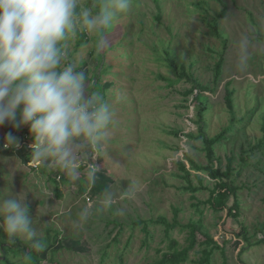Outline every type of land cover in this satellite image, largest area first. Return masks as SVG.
Returning a JSON list of instances; mask_svg holds the SVG:
<instances>
[{
  "label": "rangeland",
  "instance_id": "1",
  "mask_svg": "<svg viewBox=\"0 0 264 264\" xmlns=\"http://www.w3.org/2000/svg\"><path fill=\"white\" fill-rule=\"evenodd\" d=\"M101 2L81 0L83 7ZM214 21L221 36L214 34ZM101 36L105 43L98 52ZM63 48L65 62L85 71L88 90L111 105L114 123L105 151L79 148L78 179L69 185L58 179L63 170L58 163L35 168L26 160L32 142L23 130L29 125L0 126V198L24 195L38 235L50 236L39 264H156L163 252L189 244L191 221L223 246L215 248L210 264H242L243 246L245 264H264V0H130L106 32L70 35ZM228 81L234 113L225 100ZM196 92L207 104L203 129ZM232 117L233 131L214 144L220 167L231 162L238 187L239 213L226 220V209L215 211L198 200L209 196L216 181L204 167L209 161L203 136L216 135ZM9 132L18 138L16 147H4ZM92 165L99 169L94 182L88 176ZM190 183L203 187L185 189ZM132 185L137 194L129 199L125 192ZM108 191L125 215L94 211L81 222V211L98 207ZM162 216L175 222L168 231L158 221ZM2 223L0 217V230ZM243 229L245 234L237 233ZM203 240L197 231L195 247L180 264L198 263ZM24 252L8 253L22 260Z\"/></svg>",
  "mask_w": 264,
  "mask_h": 264
},
{
  "label": "clouds",
  "instance_id": "2",
  "mask_svg": "<svg viewBox=\"0 0 264 264\" xmlns=\"http://www.w3.org/2000/svg\"><path fill=\"white\" fill-rule=\"evenodd\" d=\"M129 6L130 0H102L88 7L81 0H0V126L29 125L34 159L67 167L79 159L81 146L105 151L113 109L100 92L88 90L85 71L65 62L63 42L80 32H106ZM104 43L101 36L98 52ZM247 46L245 38L240 43L242 61ZM17 145L18 138L7 133L4 147ZM70 171L78 179L77 170ZM98 172L95 165L89 167L91 181ZM136 194L134 185L125 192L129 199ZM116 203V194L108 191L98 207L81 211L80 221L86 223L94 211L114 209L125 215V208H114ZM0 217L9 242L23 240L31 249L44 251L24 195L0 198ZM23 259L31 264L32 256L26 253Z\"/></svg>",
  "mask_w": 264,
  "mask_h": 264
},
{
  "label": "trees",
  "instance_id": "3",
  "mask_svg": "<svg viewBox=\"0 0 264 264\" xmlns=\"http://www.w3.org/2000/svg\"><path fill=\"white\" fill-rule=\"evenodd\" d=\"M158 17L160 16L158 15ZM212 27L214 30V34L221 36L217 21H214L212 23ZM222 63H223V58L221 57L214 65L215 79H217L221 74ZM229 84L230 81L226 83L225 100L231 113H234V102H233L234 90L229 87ZM203 88H205V86H203ZM191 91L193 92L194 88H192ZM193 100L195 104L196 113L199 117L198 118L199 128L203 129L204 127L203 114L207 109V104L205 103V99L203 98V95L199 92H196V94L193 95ZM236 121H237L236 117H232L231 124L226 126L216 135L210 137L205 134L203 136V140L205 143L204 149L206 150V155L209 161L207 165H204V167L209 170L210 177L215 179L216 181H215V185L209 190V196L204 200H198V204L206 203L210 208H212L215 211H221L223 209H226L227 210L226 220H229L230 218L236 219L239 213L240 203L237 195L238 187L233 183L232 176L234 175L235 170L231 166V162H228V165L224 169L220 167L219 160L215 155L214 144L224 139L225 135L227 134V131H233ZM27 129L28 128L24 130ZM262 141L263 139L260 140L259 144H261ZM32 155L26 156V160L32 159ZM229 160L231 161V158ZM180 163L182 167H185L182 162ZM60 171L61 172L58 173L60 174L61 181L63 180L65 181V177L67 174H65L63 170ZM184 187L185 189L197 191L201 189V187H203V184L201 183L200 186H193L190 183ZM158 221L160 223L166 224V228H165L166 231H168L171 227L175 225V222L170 223L169 221H167L166 218H164V216H162ZM200 224L201 223L197 221L189 222L188 223V225L190 226L189 244L183 246L182 248H175L174 250L163 252L161 258L158 260V262H156V264H180L186 261L189 257L190 250L193 249L197 243V231H200L203 234L204 236L203 243H205V247L202 248V255L197 264H210L211 263L210 259L212 257L215 248H220V247L223 248V246L218 242H216L215 238L210 233L201 229ZM237 233L245 234V229H243L242 231H238ZM7 241L8 240L6 233L3 230H0V245H1V249L3 250V253L0 254V264H24V259L14 260L11 258V256L8 253L10 250L15 255H21V250L23 248L25 249V252L22 255L23 258L26 253H30L32 256L31 262L34 264L40 263L41 258L39 252H36L35 250L31 249L27 243L22 246L19 243L21 241L16 240L13 246L7 247L6 246ZM43 242L45 243V246H48L49 245L48 242H50V236H47L45 239H43ZM14 247H16V250H14ZM244 250H246L245 246H243L238 252V261L242 264H245L244 260L241 258V254ZM224 264H226V262Z\"/></svg>",
  "mask_w": 264,
  "mask_h": 264
},
{
  "label": "crops",
  "instance_id": "4",
  "mask_svg": "<svg viewBox=\"0 0 264 264\" xmlns=\"http://www.w3.org/2000/svg\"><path fill=\"white\" fill-rule=\"evenodd\" d=\"M24 132L26 131V134L30 137V142H32L33 143V136H32V133L28 130H23ZM29 140V139H28ZM79 143V142H78ZM31 144V143H30ZM81 150H79V149H77V155L80 157V155H81V152H80ZM32 155V153L29 155V156H31ZM28 161H30L31 163H34L35 161H39V160H36V159H34V157H33V155H32V159H30V160H28ZM79 161H80V159H77V160H75V161H71V162H69L68 164H67V167H65V166H62L60 163H58L61 167H62V169H63V171H64V173L65 174H67L66 175V177H65V181H64V183H68V182H72V178H71V169H74L75 167H76V169H79L77 166L79 165L78 163H79ZM39 164L37 165V166H35V168H38L39 166H41V164H42V162L41 161H39L38 162ZM53 163H51V162H49L48 163V165H52ZM33 165V164H32ZM32 165H30V168H33V166ZM42 165H44V164H42ZM40 171L39 172H41V173H43V171H42V169L40 168L39 169ZM78 171V170H77ZM49 178V177H48ZM50 179V178H49ZM71 179V180H70ZM67 180V181H66ZM68 185H69V183H68Z\"/></svg>",
  "mask_w": 264,
  "mask_h": 264
},
{
  "label": "built area",
  "instance_id": "5",
  "mask_svg": "<svg viewBox=\"0 0 264 264\" xmlns=\"http://www.w3.org/2000/svg\"><path fill=\"white\" fill-rule=\"evenodd\" d=\"M38 162H39V161H35V162L33 163L34 167L37 166V165L39 164ZM57 177H58V179L60 178V174H59V173L57 174Z\"/></svg>",
  "mask_w": 264,
  "mask_h": 264
}]
</instances>
